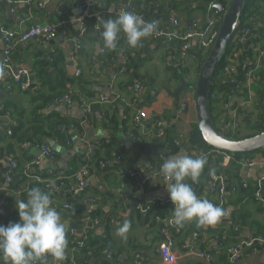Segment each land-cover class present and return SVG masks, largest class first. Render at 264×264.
I'll list each match as a JSON object with an SVG mask.
<instances>
[{"label":"crops","instance_id":"obj_1","mask_svg":"<svg viewBox=\"0 0 264 264\" xmlns=\"http://www.w3.org/2000/svg\"><path fill=\"white\" fill-rule=\"evenodd\" d=\"M129 1L132 0H108L107 3L98 4L97 10L91 18H84L83 11L79 9V5L84 0H35V3H28L25 0L20 2L0 0L1 86L5 88L15 74L23 70L28 72L27 77L30 81L27 87L30 90L29 93L16 91L13 94L19 105L27 103L32 95L41 90V77L56 82L61 78L59 72L63 69L66 73V83L69 84L80 76L76 71L73 76L68 75V57L74 60L76 69H81V78L90 82L87 88L95 92L96 98L94 100H99L100 96L106 99L105 102L97 101V104H94L89 111H86L76 101L71 106L51 102L42 110L43 113L47 114L55 113L64 120V123L60 124L64 129L59 128L60 130H66L69 134L71 132L72 134L73 132L76 133L73 124L78 123L83 133H76L72 137V142L66 145L55 137L46 140V143L58 154L55 162L49 161L47 157L45 159L37 157L35 152L41 148L26 145L27 155L32 160L36 159L38 161L37 169L39 172L49 174L50 170L64 168L69 165L73 157L79 158L80 161L87 160L86 154L87 151L90 153V143L103 138L113 137L117 141L127 140L128 131L133 128L135 120L141 123L138 131L149 142L157 134L158 125L163 130L173 134V136L183 132L186 137L190 132L191 123L196 121L194 90L188 87L177 95L183 81H179L174 77L175 74L178 75L181 72L180 69L178 71H172V69L179 64V49L177 44H171L167 35L169 33L180 34L186 32L190 26L194 25L203 29L202 31L207 37L210 32L209 20L215 15L214 10H216L211 7L213 3L208 0H136L139 12L143 14V19L149 22L156 20L158 28L152 35L142 39L143 47L139 45L135 48L130 47L125 35L120 33V38L117 41L120 53L113 62L106 63L101 60L102 44L104 42L101 38L103 27L100 20L115 19L121 8ZM40 2L42 6L39 5ZM258 5L261 14H256L254 27L261 36H264V3H258ZM171 15L178 18V26L172 25ZM220 17L222 18L221 14ZM34 21L40 22L43 27H54L56 37L46 43L36 38L15 42L11 54L12 63L9 67L3 68L1 61L5 34L11 33L17 37L27 30ZM64 21L66 23H63ZM87 25L94 27L97 32L93 31L86 36L83 51L78 56L76 45ZM99 44L101 48L98 53L97 45ZM200 50L202 51L200 52ZM206 53L207 49L200 47L197 53L191 54L184 62L189 64L191 72H195L200 67L204 60L202 55L204 56ZM56 61H60V63L55 65ZM248 64L247 61L244 65ZM245 66H243V69L246 68ZM56 67L60 68L59 71L55 69ZM137 83H143L145 89L142 94L138 95L135 107H130L128 99L131 93L127 88L135 87ZM77 89L78 87H73L75 92ZM250 92L249 99L243 96V92H239L240 94L235 93L228 98L225 91L216 92L217 101L213 112L217 127L220 130L223 132L238 131L240 133L243 127L248 132L243 135L240 134L243 138L255 133L256 130L253 127L257 124L262 127L261 122L264 121V93L260 96L257 91L251 90ZM185 99H189L188 110L184 115L179 116L178 108ZM114 102H116V105H114ZM3 105L4 99L0 103V132L9 129L12 122L7 113L4 112ZM140 112H144L146 116L139 117ZM113 117H115L117 126H114V123L111 122ZM228 120H231V122H228L229 124L226 123ZM234 123L238 126L237 130L233 129ZM126 145V154L122 158L115 157L112 162L107 163L103 173H90L87 177L85 191L80 197L73 195L69 190L64 191L62 195L43 190L50 194L53 207L61 203L77 204L79 207L78 210L72 212L59 211L62 220L67 225L66 233L71 237H81L83 234L91 232L93 236L103 238L106 236V224L109 223L113 236L128 245L126 252L122 254L124 258L122 260L119 258L120 263L132 264L134 260L135 264H166L161 260L159 251L165 245V241H169L173 251L180 256L179 260L173 264H193L201 260L203 264H210L209 261L194 251H192L194 253L190 252V254L183 255L179 248L169 240L166 227L163 226L164 221H160L155 227H150L144 221L146 212L128 210L130 206L134 205V200L137 198L141 199L144 204L156 200H171L167 191L168 181L164 184L156 176L149 178L144 171L145 167H149L151 161H154V165L158 163L157 157L153 156L152 159L138 157L131 148L130 142H127ZM169 156L172 155L165 152L163 154L164 160ZM222 157L224 164L229 163V161H225L223 153ZM257 157H264V154L259 153ZM63 160H65V164L61 165ZM1 164L4 179L0 187V194L11 185L5 181L6 161L2 160ZM125 169H131L136 174L133 178H128ZM134 172L132 173L134 174ZM262 173L263 169L259 166L242 167L240 175L241 179L248 182L252 187L256 185V192H261L264 197V182L262 181L263 184L260 182ZM222 175L228 177L229 174L224 172ZM154 178L158 185L156 189L152 187ZM221 178L227 182L224 177ZM236 181L238 182L240 179ZM208 186H210V183H208ZM225 188L228 200L231 197L230 186L227 184ZM232 199L234 203H239L236 196H233ZM228 204L230 205H226L231 210L235 208L229 200ZM2 205L3 201L0 196V206ZM245 206L249 212L248 220L264 225V205L262 201L257 202L250 199L246 201ZM88 210L94 212L93 218L89 216ZM124 220L130 221L131 225L127 233V239L115 234L117 226L122 225ZM231 221V216L228 219L222 216L215 225L202 226L186 239L185 246L190 245L191 248H194L197 245V248H195L198 249V242L201 241H207L211 247L219 245L220 241L226 236H231L229 230ZM71 230H74V233H71ZM236 232L237 237L240 239L239 242L241 241L240 244L248 243L258 234L256 227L250 225L241 226ZM195 233L198 234L195 235ZM198 235H201V239L196 242L195 238ZM233 240L234 237L231 238V243H234ZM132 246H135V248H132ZM244 248L245 254L238 264H264L263 245L256 243L254 247L245 245ZM136 249H138L137 252H135ZM138 252L141 255L135 258V254ZM88 260L90 264H118L109 260L106 256L100 259L88 257Z\"/></svg>","mask_w":264,"mask_h":264},{"label":"trees","instance_id":"obj_2","mask_svg":"<svg viewBox=\"0 0 264 264\" xmlns=\"http://www.w3.org/2000/svg\"><path fill=\"white\" fill-rule=\"evenodd\" d=\"M212 3L217 1L223 3L224 5H228L231 0H208ZM108 0H99L94 8L97 10L98 4L107 3ZM258 3H264V0H247L246 8L244 11V15L242 16L240 25L238 30L243 26V24L247 21L249 16H257L256 14H261ZM132 4L135 11L139 12V6L136 3V0H132ZM215 12L217 11L214 10ZM216 20L220 23L221 17L219 12L216 14ZM96 31L94 27L86 26L84 29L83 37L81 38V48L78 50L77 55L80 56L83 51L84 41L86 36ZM97 32V31H96ZM254 32L257 34L256 38H253L251 42H247L242 47L239 48V44L233 40V37L227 47L226 53L222 58L220 64L218 65L214 78H213V87L211 95H215L218 91H225L227 98L230 96V90L232 88L231 84L228 83V75H227V66L231 64L234 60L239 59V79L242 81V88L239 89L236 93L243 92V96H246L249 99L251 94V90L259 92L260 96L264 93V60L260 67L254 71V79L249 80L247 77V72L252 68L253 63L256 60L257 53L261 45H264V36L260 35L257 29L254 28ZM171 44L175 43L179 49V64L176 67H173L172 71H178L180 69V73L175 74V78L179 81H185L187 83L192 84L193 81H189L188 69L185 66L186 63L181 62L180 59V48L182 45V38L179 34L170 40ZM120 48L118 47V43L115 49L109 50L104 47L102 44V52H101V60L110 63L113 62L119 52ZM239 50V52H237ZM199 48H196L194 51L189 53V57L191 54L197 53ZM202 50H200L201 52ZM207 53L202 57L206 58ZM249 62L248 65H244L245 62ZM186 62V61H185ZM60 61H56V64H59ZM243 66L246 68L243 69ZM4 68V67H3ZM59 71L60 68H55ZM200 69V67H199ZM59 75L61 76L56 82H53L51 79H47L45 77H41L42 85L41 90L32 95L27 103L20 104L15 101L13 94L16 91L29 93V88L22 87L21 82H17L14 78H12L8 84L5 86H1L2 91H5L9 96L4 98L3 110L7 113L8 117L11 119V124L9 129L0 132V183H2L4 179L3 171H2V160L6 161L10 159V161L15 162L16 166L12 168L10 173H7V168L10 166L9 164L5 167V178L10 176L12 178V182L9 187L5 188L0 196L5 197V203L3 204L6 207L5 213L0 215V225H7L9 222L18 221V210L15 207V201L26 200L27 192L33 187H39L41 190L53 191L55 194H63L64 191L69 190L73 195L80 197L85 189L79 194H75L73 190L70 188L73 187L75 182V176L77 172L80 170L82 166H86L90 173L101 174L106 169V164L112 162L115 157L122 158L126 154L127 150V142H130V146L133 151L136 153L138 157L150 158L153 156L157 157L158 163L154 165V161L150 162L149 167H145V173L148 176L158 173L156 177L160 179L164 184L166 183L165 177H163L159 170L164 162L163 154L167 152L170 155H176L180 152V149L183 148L188 151L187 155L196 156L201 152L207 157V164L204 166V170L199 177L197 183L192 184V187L197 194V196L208 199L214 205L220 206L223 210L228 208V200L229 202L235 206L234 209L231 210V225H230V234L231 236H226L223 240L220 241V244L214 247H211L209 243L206 242H198L201 239V235H198L195 240L199 243V248L197 245L194 248L191 246H185L186 239L193 235V232L200 229L202 226H198L196 221L193 220L191 222H185L184 225L178 226L172 224L166 227V233L169 237V240L172 241L176 247L179 248L180 252L183 255L190 254V252L194 251L195 253L206 252L210 254V264H233L230 261L229 249L232 247H237L240 245L239 237H237L236 230L241 226L250 225L251 227H256L257 236L264 235V225L253 223L248 220L249 212L245 208L246 201L250 199L258 201H262V198L256 195V188L252 187L248 182H245L241 179V170L242 164L238 161L241 160L245 156H253L257 157L259 153L264 154V149L256 150L254 152L248 153H235L232 154L234 159L227 164L223 163L222 153L218 152L214 148L208 146L206 141L203 139L197 122L191 123V129L188 136L184 137L179 144H176L174 141L177 136H173V134L168 133V131L157 126V134L153 137L152 141L149 142L146 140L145 136L138 131V127L141 125L139 121H134L133 128L128 131L127 140L117 141L113 137L103 138L97 142L90 143L94 148L91 150L89 145L90 153L87 151V160L80 161L79 158L73 157L68 166L60 169L50 170L49 174H43L38 171V161L36 159L30 158L27 155L26 145L39 147L43 145H47L46 140L49 138H57L64 145L72 142V137L76 135V133H83L82 128L78 123H74V129L76 131L69 134L66 130H60V124L64 123V120L61 119L57 114L51 113H43L42 110L45 109L51 102H56L58 98L64 96L65 94L71 92V97L73 102H78L79 104L86 109L87 107H92L94 104H97V101L102 98L100 96L99 100H94L96 98L95 92L88 89V80L81 78L78 76L71 83H66V73L63 69L60 70ZM145 89L143 83H140ZM73 87H78L77 91L73 90ZM48 88V90H46ZM131 93L130 98L128 99V105L130 107H135L137 103L138 95L135 94L134 87L127 88ZM240 94V93H239ZM217 97V96H216ZM216 97L210 98V110L211 115L214 120L215 125L217 126L216 118L214 115V108L216 103ZM224 102V101H223ZM116 105V102H114ZM114 123V126H117V122L115 117L111 120ZM231 122L228 120L226 123ZM262 127L260 125H256L253 129L256 130L255 133L249 134L254 135L264 130V121L261 122ZM219 129V128H218ZM220 130V129H219ZM237 130V129H236ZM228 137L233 138H242L237 131H228L224 132ZM248 137V135H247ZM50 147V146H49ZM51 148V147H50ZM157 148V150H156ZM52 150V148H51ZM54 152L55 156L58 158V154ZM31 162H36L37 164L31 166L30 169L27 168V165ZM83 162V163H82ZM81 163V164H80ZM80 164V165H79ZM125 173H127L128 178H133L136 174L131 169H125ZM134 172V174L132 173ZM224 172H227L229 175H222ZM133 174V175H132ZM61 176L66 187L61 192H55L51 188L48 187V180L54 179ZM224 177L227 181H223L225 186L228 184L230 186V198L227 200L226 192L220 194L218 192V184L219 180L216 178ZM240 179V181H236ZM61 180H58L59 183ZM155 178L152 181V184L155 183ZM188 183H192L190 180ZM264 182V181H263ZM263 182H261L263 184ZM13 183V184H12ZM208 183L210 186L207 187ZM246 183V184H245ZM214 188V190H212ZM263 189V186H262ZM239 190H241L239 192ZM236 196L239 201L238 204L233 202L232 197ZM232 199V202H231ZM142 200L137 198L134 200V205L130 206L131 211H140L136 209V204L141 203ZM227 204V205H226ZM150 207V209L144 215L145 224L150 227H155L160 221H169L173 220V212L174 206L172 201H161L156 200L152 203L145 204ZM233 207V206H232ZM56 210L59 212L60 210L72 212L73 210H78L79 207L77 204L71 205L68 203L58 204L55 206ZM60 213V212H59ZM89 216L91 218L94 217V212L91 210L89 212ZM112 228L108 224H106L105 231L106 236L103 238L93 236L91 232H87L83 234L81 237H71L66 233V239L68 240V247L66 250V259L61 262V264H90L88 257L100 259L103 256H106L109 260H112L114 263H120V256L126 252L128 245L116 237L113 236L111 232ZM200 231V230H199ZM234 237L233 242L231 243V238ZM237 237V238H236ZM254 237V238H255ZM219 238V236H217ZM252 240V239H251ZM249 240V241H251ZM259 244V243H258ZM173 245V246H174ZM264 246V244H261ZM135 248V246H132ZM138 249L135 250L137 252ZM160 254V252H159ZM140 252L135 254V258L139 257ZM161 257V255H160ZM200 260V259H199ZM206 260V259H205ZM239 262V261H238ZM238 262L236 264H238ZM0 264H2V260H0ZM39 264V262H37ZM132 264H135V261H132ZM193 264H203L201 261H196Z\"/></svg>","mask_w":264,"mask_h":264},{"label":"clouds","instance_id":"obj_3","mask_svg":"<svg viewBox=\"0 0 264 264\" xmlns=\"http://www.w3.org/2000/svg\"><path fill=\"white\" fill-rule=\"evenodd\" d=\"M104 47L117 46L120 33L130 47H137L143 38L157 30L156 22L145 21L133 12H121L115 19H101ZM204 154L196 156L178 153L167 157L159 172L168 180L167 191L174 206L173 223L183 226L196 221L198 226L215 225L224 215L220 206L198 197L192 184L198 182L207 164ZM190 180L192 183H188ZM18 221L0 225V260L2 264H61L66 259L67 225L53 207L49 193L39 187L27 192L26 200L15 201ZM130 221L118 225L115 234L127 239Z\"/></svg>","mask_w":264,"mask_h":264},{"label":"built area","instance_id":"obj_4","mask_svg":"<svg viewBox=\"0 0 264 264\" xmlns=\"http://www.w3.org/2000/svg\"><path fill=\"white\" fill-rule=\"evenodd\" d=\"M15 2H20V1H24V0H13ZM28 3H35V0H25ZM98 0H84V2L82 4L79 5V9L81 11H83V16L84 18H91L94 15V8L97 4ZM40 6H42V3H39ZM133 12L141 17H143V14L135 11L132 1L127 2L120 10L119 14L121 12ZM218 10L215 12V15L211 17V19L209 20V28H210V32L209 35L206 37L205 34L203 33V29H200L196 26H190L188 28V30L186 32H182L179 35L182 38V45L180 48V59L181 62H185L187 61V59L189 58V53L194 51L196 48H200V47H204L205 49L209 50L212 48V46L215 43L216 37L218 35V30H219V26L221 24L222 18L220 20V23H218V21L216 20V14H217ZM118 14V15H119ZM156 22L157 24V28H158V22L156 20H152L151 22ZM170 21L172 23L173 26H178L179 25V20L176 16L171 15L170 16ZM256 22V16H249L247 21L243 24V26L234 34L233 40L238 43L240 47H242L244 44H246L247 42H251L253 40V38L257 37V34L254 32V24ZM63 23H66V21H64ZM84 32H82V35L79 37L78 43L76 45V53L78 52V50L81 48V38L83 37ZM178 34V33H177ZM176 36V34L174 33H169L167 35L168 40H172L174 37ZM56 37V30L54 27L52 26H47V27H43L42 24L40 22L34 21L27 30L23 31L20 35H18L17 37H15L13 34L9 33V34H5L4 36V48H3V58L1 61V65L4 68H7L11 65L12 63V50L14 47L15 42H23V41H27L30 40L32 38H36L39 41L46 43V42H50L51 40H53ZM140 47L144 46L143 41H141V43L139 44ZM237 52H239V50H237ZM262 60H264V45H261L259 48V51L257 53V57L255 62L253 63L252 68L249 70V72H247V77L249 80L254 79V71L257 70L261 63ZM239 63L240 60H234L233 62H231L230 65L227 66L226 70H227V75H228V83L231 84L232 88L230 90V96L234 95L239 89L242 88V81L239 79ZM76 73L78 75H80L81 73V69H76ZM28 72L26 70H23L17 74H15V76L13 77L17 82H21L22 87L27 88L30 84V81L27 77ZM135 89V94H139L141 92L144 91V87L142 85H140V83H137L134 87ZM215 95H211V97H214ZM106 99L105 98H100L99 102H105ZM58 103H63L66 104L68 106H71L73 104V100L71 97V92L65 94L64 96L60 97L57 99ZM189 107V99H185L180 103V106L178 108V115L182 116L185 114V112L188 110ZM91 109V107H87L85 110L89 111ZM146 114L144 112H140L139 117H145ZM229 124V123H228ZM232 125V124H231ZM238 129V126L236 123L233 124V129ZM185 137L184 133L181 132L178 134L177 138L175 139V143L179 144L180 141ZM94 147L92 145H90V149L92 150ZM41 149L44 152V155L47 157V159L49 161L55 162L57 160V157L55 156L54 152H52L51 148L47 145H43L41 146ZM180 152L183 154H188V151L181 148ZM219 152V151H218ZM224 154L225 156V161H232L234 159L232 153H228V152H221ZM8 164L10 165L7 168V173H10L12 171V168L16 166L15 162L10 161V159H7ZM243 167H261L263 169V173L261 175L260 178V182L264 181V157H253V156H245L244 158H242L241 160H238ZM37 164L36 162H31L27 165V168L30 169L31 166ZM158 173H154L152 175L149 176V178L155 177L157 176ZM89 176V170L86 166H82L80 168V170L77 172L76 176H75V182L73 184V187L70 188L71 190L74 191L75 194L79 195L86 187V181H87V177ZM62 177L59 176L57 178L54 179H50L48 180V187L51 188L52 190H54L55 192H61L65 187V182L63 180H61ZM58 180H61L59 183H57ZM216 180H219L220 183L218 184V192L220 194H223L226 192V188H225V184L223 182L222 178H216ZM5 181L10 183L12 182V178L10 176L5 178ZM165 181H168L165 178ZM246 184V183H245ZM157 183H153L152 187L153 189L157 188ZM214 190V188L212 189ZM256 195L260 198H262V203L264 205V197L262 196L261 192H256ZM199 197V196H198ZM3 204L5 203V197L2 196L1 197ZM136 209L138 210H142L144 212H147L150 207L148 205H145L143 202L136 204ZM6 207L4 205L0 206V215L5 213ZM129 211H131V208H128ZM224 215L223 217H228L231 216L230 212L231 209L230 208H225L224 210ZM88 212H91V210H88ZM71 233H74V230H71ZM264 244V235H259L255 238H253L251 241H249L246 244L241 243L239 246L237 247H232L229 249V255H230V261L233 264H236L238 261L241 260V258L243 257V255L245 254V245L247 246H252L254 247L255 244ZM160 255H161V260L166 263V264H173L176 263L180 256L178 254H176L173 249H172V245L171 243H169L168 245H164L161 249H160ZM194 253V252H192ZM199 254L202 258L206 259L207 261L210 260V254L206 253V252H200L197 253Z\"/></svg>","mask_w":264,"mask_h":264},{"label":"water","instance_id":"obj_5","mask_svg":"<svg viewBox=\"0 0 264 264\" xmlns=\"http://www.w3.org/2000/svg\"><path fill=\"white\" fill-rule=\"evenodd\" d=\"M247 0H231L228 5L217 1L211 5L214 9H217L222 16V21L219 26L218 35L215 43L207 54L206 58L200 65L197 80L194 84L189 85L188 83L182 82V86L177 91V95L181 94L186 88L191 87L194 90V102L196 112V122L198 129L206 141L208 146L214 148L219 152L228 153H248L256 150L264 149V130L254 135L233 138L228 137L222 130H219L215 125L210 110V98L213 87V78L218 65L224 57L227 47L237 31L242 16L246 8ZM100 44L97 45L98 53L100 50ZM76 71V64L71 57L67 58V73L69 76H73ZM2 83H0V103L8 95L1 89ZM114 99V98H113ZM60 129H64L63 126H59ZM203 154V152H201ZM200 153V154H201ZM36 156L45 159L44 152L42 149H38L35 152ZM8 165V162H6ZM65 164V160L61 165ZM55 166V165H54ZM0 183V187H1ZM162 196V195H159ZM90 208V207H89ZM224 218H229L224 217ZM174 224L173 220L164 222V228ZM198 233H195L197 235ZM168 245L169 241H165ZM124 255L120 257L122 260ZM142 264V263H139Z\"/></svg>","mask_w":264,"mask_h":264},{"label":"rangeland","instance_id":"obj_6","mask_svg":"<svg viewBox=\"0 0 264 264\" xmlns=\"http://www.w3.org/2000/svg\"><path fill=\"white\" fill-rule=\"evenodd\" d=\"M209 53V52H208ZM207 56V55H206ZM205 59V58H204ZM204 61V60H203ZM186 66H187V69L189 70L188 71V78H189V81H193V83L192 84H194L195 82H196V80H197V76H198V73H199V67L197 68V70L195 71V72H191V69H190V67H189V64H186ZM241 130H242V132H240V134L241 135H243L244 133H248V132H246V130L242 127L241 128ZM250 133V132H249ZM239 134V135H240Z\"/></svg>","mask_w":264,"mask_h":264}]
</instances>
